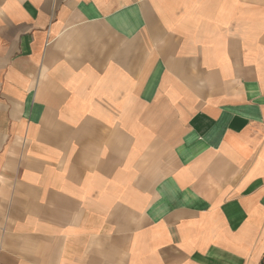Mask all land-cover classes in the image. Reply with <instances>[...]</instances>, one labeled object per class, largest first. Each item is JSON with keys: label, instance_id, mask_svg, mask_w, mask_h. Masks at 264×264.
I'll return each mask as SVG.
<instances>
[{"label": "crops", "instance_id": "1", "mask_svg": "<svg viewBox=\"0 0 264 264\" xmlns=\"http://www.w3.org/2000/svg\"><path fill=\"white\" fill-rule=\"evenodd\" d=\"M0 264H264V0H0Z\"/></svg>", "mask_w": 264, "mask_h": 264}]
</instances>
